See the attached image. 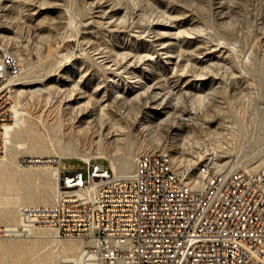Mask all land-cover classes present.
<instances>
[{
	"label": "rangeland",
	"instance_id": "374dc122",
	"mask_svg": "<svg viewBox=\"0 0 264 264\" xmlns=\"http://www.w3.org/2000/svg\"><path fill=\"white\" fill-rule=\"evenodd\" d=\"M8 53L21 63L12 105L25 112L15 128L24 145L0 153L18 172L0 169V225L20 220V207L2 211L16 192L53 201L56 166L38 175L22 163L35 157L85 177L84 157L112 171L114 161L117 175L143 153L167 154L177 169L264 164V0H0ZM152 98L165 109L147 108ZM49 233L0 239V264L73 257L56 258Z\"/></svg>",
	"mask_w": 264,
	"mask_h": 264
},
{
	"label": "built area",
	"instance_id": "2783aa9c",
	"mask_svg": "<svg viewBox=\"0 0 264 264\" xmlns=\"http://www.w3.org/2000/svg\"><path fill=\"white\" fill-rule=\"evenodd\" d=\"M20 74L12 54L0 57V153ZM45 160L57 168L53 201L20 207L18 223L0 225V239L46 230L87 240L61 264H264V164L226 169L206 159L177 169L166 154L143 153L130 176L84 161L85 177L63 169V159Z\"/></svg>",
	"mask_w": 264,
	"mask_h": 264
},
{
	"label": "bare ground",
	"instance_id": "6f19581e",
	"mask_svg": "<svg viewBox=\"0 0 264 264\" xmlns=\"http://www.w3.org/2000/svg\"><path fill=\"white\" fill-rule=\"evenodd\" d=\"M12 60H19V59L15 55L12 54ZM11 85H12L11 90L13 91V86L14 85H16V86L21 85V83H15L14 84L12 82ZM146 107L149 109H152V111L154 113L156 111H162L163 109H165V106L162 103L157 102L155 98H152L151 100H149ZM12 110L15 113V115H14L15 116V118H14L15 123L14 124H11V123L6 124L3 131H2L3 146L5 147L6 151H8V149H12L15 146L21 148L24 145L20 141H17L16 135H15V128L21 122L20 114L23 113L24 111L22 112V110H20V108L17 104L12 106ZM22 122H23V119H22ZM4 153H5V151H4ZM61 155L63 158L64 157L69 158L68 156H66L67 153H62ZM7 157H8V154H5L2 157L0 156V169L4 168V171L7 174L11 175V179H12L15 177L16 174H18V172H17V170H15L13 168V161L8 160ZM82 159H85L84 161H89L90 157H84ZM33 160L34 161H32L31 166L42 167L41 169H39L38 175L40 174L41 176H45V177L48 176L49 170L46 168V166L50 165L51 163L49 161H46L45 159H43L41 157H38L37 160H35V159H33ZM166 160L168 162H171L169 159V156L167 154H166ZM251 163H249V166L252 165ZM262 165L263 164L260 162V164L255 165L253 167V169H249V170H257ZM112 167L114 169L113 171H116V172L118 171V168H117L114 161H112ZM132 170H133V164H131V163H125V164H122L120 166V172H122L124 174L122 176L132 175L134 172ZM19 175H20L21 179H24V180L25 179H31L36 175V172H30L27 175L19 173ZM52 175H54V177H55V183L53 185L54 188L52 189V192L55 195V190H56V186H57V168H55ZM187 186H197V179H187ZM47 196H51V193H47ZM26 201L31 202L33 204H36L38 202L35 197H32V195L24 200L21 197V193L16 192L15 197H13L12 199H10L4 203L5 206H4V210H2V211L6 215L10 216L13 212L12 211L13 207H17V206L22 207L24 205H27V204H25ZM45 237H46V239H48L50 241V243H52L55 246L56 253H58V256L61 258L71 257L72 255L75 256L76 254L82 252L85 249L86 244H87V240H85V239H78V240L75 239V241H68V242L64 243V242H62V239L56 238L54 235H51L50 233L48 235H46Z\"/></svg>",
	"mask_w": 264,
	"mask_h": 264
},
{
	"label": "crops",
	"instance_id": "0c3cea01",
	"mask_svg": "<svg viewBox=\"0 0 264 264\" xmlns=\"http://www.w3.org/2000/svg\"><path fill=\"white\" fill-rule=\"evenodd\" d=\"M59 256H58V253H57V255H56V258H58Z\"/></svg>",
	"mask_w": 264,
	"mask_h": 264
}]
</instances>
